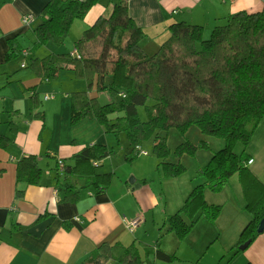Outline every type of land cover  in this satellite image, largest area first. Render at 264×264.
Masks as SVG:
<instances>
[{"label": "crops", "instance_id": "obj_1", "mask_svg": "<svg viewBox=\"0 0 264 264\" xmlns=\"http://www.w3.org/2000/svg\"><path fill=\"white\" fill-rule=\"evenodd\" d=\"M117 1L98 0L92 5L79 19L82 31L96 17H107ZM46 2L0 0V135L7 137L6 144L0 145V264H78L101 242L128 245L140 241L153 245L159 237L160 248L175 258L165 262L139 248L145 264H264V230L245 249L236 246L242 228L249 221L244 206L258 198L264 185V116L252 133L247 152L244 150L252 159L247 164L248 171L233 174L218 192L204 191L206 202L221 205L217 219L209 222L200 218L185 238L178 239L167 230L164 219L180 207L196 182L193 185L194 180L182 183L173 178L177 190L168 203L161 188L163 183L173 181L162 180L157 173L158 187H153L156 183L149 182L152 170L145 168L152 164L147 154L139 153L130 163L125 161L130 147L123 133H105L94 118L70 122L69 93L85 90L84 79L75 77L65 67L55 78L46 80L29 66L32 58L72 51L81 36L75 35L78 38H73V44L67 36L59 46L48 43L31 50L35 40L33 28L40 21L39 12ZM263 5L264 0H127L130 17L145 33L140 46L147 54L155 52L166 39L167 27L172 22L201 25L206 35L226 16L240 10L258 11ZM26 17L33 18L30 25H23ZM13 36L23 52L6 60V39ZM25 39L31 42L30 46L24 45ZM70 43L72 48L67 49ZM32 93L39 101L34 110L29 101ZM88 93L101 103L111 98L107 92L93 88ZM37 112L44 118L37 117ZM93 143L106 145L112 152L101 160H90L89 164L78 163L65 180L78 189V200L59 201L56 160L61 158L65 164L73 165V156ZM115 144L120 145L117 152ZM27 154L37 156L42 170L37 185L16 182V162ZM115 156L123 160V165L114 163ZM125 163L128 169L122 167ZM99 165L100 172L96 169ZM106 172L112 176L102 191L85 181L87 176L92 180L94 173ZM130 177L139 186L130 184ZM18 186L23 187L19 197ZM135 217L140 222L129 230L124 218ZM108 264L120 263L109 260Z\"/></svg>", "mask_w": 264, "mask_h": 264}, {"label": "trees", "instance_id": "obj_2", "mask_svg": "<svg viewBox=\"0 0 264 264\" xmlns=\"http://www.w3.org/2000/svg\"><path fill=\"white\" fill-rule=\"evenodd\" d=\"M98 0H47L39 12L40 21L34 26L35 40L31 50L51 43L61 45L68 36L75 19H81ZM167 37L158 49L147 54L140 46L145 37L128 13L127 0L113 4L111 13L98 16L75 41L79 58L69 52L50 53L32 58L29 66L42 79L55 78L58 72L69 67L74 76L86 81V89L69 93L71 99L70 122L94 118L105 133H123L130 150L125 157L132 162L139 154L142 141L151 137L152 152L159 159L165 178L179 176L185 169L177 159L183 154L193 156L199 149L208 148L205 140L178 143L171 151L166 145L167 131L176 129L184 135L191 127L202 134L221 138L224 145L212 151L206 163L197 169L203 181L195 184L180 207L164 219L167 230L178 239L185 238L200 218L214 222L221 205L204 199L206 189L220 191L233 174L248 171V154L244 148L234 151L236 143L246 147L252 133L264 116V5L254 12L237 11L225 17L203 36V27L186 21L172 22ZM5 59L11 60L23 52L15 36L6 39ZM105 91L109 101L99 102L88 91ZM31 110L38 107L35 93L29 96ZM151 100V104H146ZM144 105L145 119L138 116L137 107ZM37 117L44 118L37 112ZM44 127V124H43ZM164 133V134H163ZM0 135V145L6 144ZM3 142V143H2ZM111 153L106 145L89 144L77 152L75 164H65L57 173L59 201L75 202L78 189L65 182L80 162L101 160ZM92 167V166H91ZM94 168V167H93ZM111 172L94 173L85 181L102 191L111 180ZM42 170L37 156L27 154L16 162L15 178L18 184H39ZM23 187L16 188V196ZM249 221L241 230L239 244L250 242L258 234L256 227L264 217V185L258 198L246 202ZM10 218V217H9ZM153 253L155 258L170 262L174 254L160 248V237L153 245L140 241L122 245L119 242H101L78 264H145L139 253ZM249 264V263H247Z\"/></svg>", "mask_w": 264, "mask_h": 264}, {"label": "rangeland", "instance_id": "obj_3", "mask_svg": "<svg viewBox=\"0 0 264 264\" xmlns=\"http://www.w3.org/2000/svg\"><path fill=\"white\" fill-rule=\"evenodd\" d=\"M79 21H81V20L75 19L73 21L75 24H71V26H70V31H69V34H68L67 38L70 37L68 42L72 39V44L74 42L73 38H78V37H75V35L76 36H80L82 34V32H83L82 29H81V22H79ZM78 23H80V24H78ZM210 30L208 31V34H207V32H205L206 35L203 36L204 38H208V36L210 34ZM27 44H28V46H30L31 42L29 43V41H27L25 39L24 40V45H27ZM72 44L70 43V47H67V49L72 48L71 47ZM63 48H65V47H63ZM147 48H149V50H151V48H152V50H153V48H155V47H147ZM151 102H152L151 100H147L146 104H151ZM137 112H138L139 118L141 120H144L145 119V108H144V105L138 106L137 107ZM152 139H153V137H151V138H149L147 140H144V141H142V143L140 145L142 147V150H144L146 152V154H147V156H146L147 160L150 159L152 161L151 162L152 164L150 166L147 164V167H145V168L148 169V170H152V174L153 175H151V177L149 179V182H151L153 185H154V182L156 183L153 187H156V188L158 187L159 179L157 177V173L160 174V177H161L162 180L170 179V180H167V181H173V182H171L170 184H167V185L163 183V188H161V189L164 190V193L166 195L168 203H169V201L173 200V196H174V195H172L173 191L177 190V188H176L177 186L175 184L176 181H181L182 183H185L187 181L194 180L193 185L195 184V182H196V184H198L199 182L203 181V177L197 175V169L202 167L206 163V161L210 157L212 151L217 150V149L221 148L224 145V141L221 138H217V137H213V136L202 134L200 132V130L197 127H195V126H191L186 131V133L184 135L180 134L174 128L169 129L167 131L166 145L170 148L171 151L174 149V147L178 143H180L182 141H185V140H188V141H190L192 143H196L199 140H205V141H207V144H208V148L199 149L193 156H189L187 154H183V155H181V157H179L177 159V157H175L173 154L169 155V158H168L169 161L173 162V161H177L178 160L184 166V169H185L179 176L174 177L175 180H176L175 181V180H172L173 178H165L162 175L161 166L158 165L159 159L152 152ZM119 147H120V145L115 144L116 151H114V152H117ZM242 148H244V150L247 152V147H243L240 143H236L235 146H234V151L239 153L242 150ZM141 155H143V154H141ZM113 159H114V163L115 164H120L121 165L123 163V160L121 161V159H119L117 156H115ZM122 167L124 169H128L129 165L125 163L124 166H122ZM96 169H97L98 172H100L101 171L100 170V165L98 167H96ZM118 171H119V168H118ZM130 176H134V175H130ZM235 176H236V174H235ZM243 182L246 183L244 180H243ZM249 183L253 184V181L250 180ZM156 190H159V189H156ZM158 210H159V208H157L156 212H158ZM204 261H205V259L203 260V263H204Z\"/></svg>", "mask_w": 264, "mask_h": 264}, {"label": "built area", "instance_id": "obj_4", "mask_svg": "<svg viewBox=\"0 0 264 264\" xmlns=\"http://www.w3.org/2000/svg\"><path fill=\"white\" fill-rule=\"evenodd\" d=\"M32 21H33L32 17H26V18L23 19V25H30V23ZM69 55L71 57L79 58V54H78V51L76 49H73L72 51H70ZM21 66H24V63H22ZM139 153L140 154H144V155L146 154V152L144 150H142L141 148H139ZM56 161H57V170L59 172H61L63 170L64 161L61 158H58ZM251 162H252V159H249L247 161L248 164L251 163ZM93 165L96 166L97 164L93 163ZM124 222H125L127 228L129 230H132L140 222V218L139 217H135V218H132V219H125L124 218Z\"/></svg>", "mask_w": 264, "mask_h": 264}, {"label": "water", "instance_id": "obj_5", "mask_svg": "<svg viewBox=\"0 0 264 264\" xmlns=\"http://www.w3.org/2000/svg\"><path fill=\"white\" fill-rule=\"evenodd\" d=\"M128 182H129L130 184H134L135 187L139 186L138 183H134V178H133V177H130V178L128 179ZM263 230H264V217L261 218L260 221L258 222V225H257V227H256V232H257V233H260V232H262ZM249 242H250L249 239H247L246 241L242 242L241 244H239L238 249H241V250L245 249V247L249 244Z\"/></svg>", "mask_w": 264, "mask_h": 264}]
</instances>
